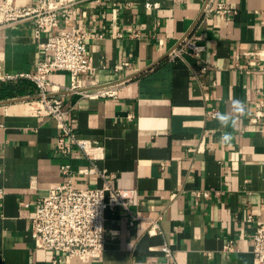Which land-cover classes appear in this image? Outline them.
Returning <instances> with one entry per match:
<instances>
[{
    "label": "crops",
    "instance_id": "crops-1",
    "mask_svg": "<svg viewBox=\"0 0 264 264\" xmlns=\"http://www.w3.org/2000/svg\"><path fill=\"white\" fill-rule=\"evenodd\" d=\"M221 1L231 9L224 16L205 14V0H85L68 15L60 12L59 27L41 35L33 20L0 27V71L7 75L35 72L51 56L41 44L59 28L93 35L91 69L77 77L80 88L68 91V72L50 79L66 121L95 145L94 160L62 153L57 121L40 109L37 87L0 99V264H52L57 253L35 247L34 206L25 204L68 180L66 163L76 187L108 182L133 190L135 199L129 211L107 210L100 257L58 264H256L264 131L251 118L264 99V0ZM187 34L202 46L200 56L171 57ZM102 86L116 95H84ZM233 99L245 103L246 113L224 129L212 114L229 112ZM225 131L232 135L227 143ZM93 163L105 177L79 173ZM154 219L159 229L150 234Z\"/></svg>",
    "mask_w": 264,
    "mask_h": 264
},
{
    "label": "built area",
    "instance_id": "built-area-1",
    "mask_svg": "<svg viewBox=\"0 0 264 264\" xmlns=\"http://www.w3.org/2000/svg\"><path fill=\"white\" fill-rule=\"evenodd\" d=\"M83 1L85 0H37V3L32 5H18L14 0H0V27L33 20L35 33L41 35L50 28L59 27L60 12L64 11L68 15ZM230 11L229 6L221 0H205V14L217 13L224 16ZM92 38L93 35L76 27L59 28L46 43L41 44L51 56L47 60H40L35 72L7 75L0 71V80L19 77L29 79L38 89L37 102L40 109L57 121L60 130L58 149L64 154L78 151L94 160L95 158L89 153V149L95 147L94 143L79 137L66 121L64 101L61 97L55 96L50 79L52 74L68 72L72 78L68 91H77L80 88L76 83L77 77L91 69L87 41ZM201 51L202 46L199 45L196 37L187 34L171 51L170 56L188 52L199 57ZM84 95L87 97L115 96L116 90L109 86H102L95 92H85ZM216 115L217 112L212 114V116ZM251 122L263 124L264 131V99L256 102ZM61 169L64 175L69 176L68 180L53 186L45 194L25 204L34 206L31 233L35 247L57 253L52 258V264L62 262L64 257L68 260L97 259L106 246L107 210L120 205L129 211L134 203L135 192L114 188L108 182H105L103 187H76L70 179L72 165L63 164ZM79 173L86 177H105L95 164L90 168L79 169ZM107 192L111 194L110 198L107 197ZM200 194L205 197L210 196L209 191H201ZM134 220L135 217L132 216L130 223L133 224ZM158 229V220H152L148 232L153 234ZM231 248L226 246V249ZM164 249L171 257V249L168 246ZM252 253L256 264H264V222L256 225Z\"/></svg>",
    "mask_w": 264,
    "mask_h": 264
},
{
    "label": "clouds",
    "instance_id": "clouds-1",
    "mask_svg": "<svg viewBox=\"0 0 264 264\" xmlns=\"http://www.w3.org/2000/svg\"><path fill=\"white\" fill-rule=\"evenodd\" d=\"M246 113V105L243 101L233 99L231 101V109L227 113H217L216 119L220 126L224 129L235 128L237 120ZM232 139L230 132L225 131L221 137V142L227 143Z\"/></svg>",
    "mask_w": 264,
    "mask_h": 264
},
{
    "label": "trees",
    "instance_id": "trees-1",
    "mask_svg": "<svg viewBox=\"0 0 264 264\" xmlns=\"http://www.w3.org/2000/svg\"><path fill=\"white\" fill-rule=\"evenodd\" d=\"M34 90V84L26 78H21L16 81L0 82V99L33 93Z\"/></svg>",
    "mask_w": 264,
    "mask_h": 264
}]
</instances>
